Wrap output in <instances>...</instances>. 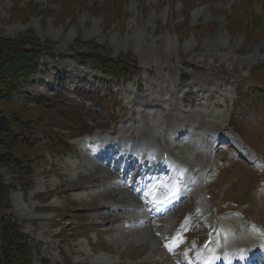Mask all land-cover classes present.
Returning <instances> with one entry per match:
<instances>
[{"label": "rangeland", "instance_id": "1", "mask_svg": "<svg viewBox=\"0 0 264 264\" xmlns=\"http://www.w3.org/2000/svg\"><path fill=\"white\" fill-rule=\"evenodd\" d=\"M76 1L34 0L30 3V0H21L18 9L14 7L16 0H0V34L16 38L19 34L32 31L33 37L46 49L40 62L41 74L13 97L15 110H22L24 119L41 111L43 119L53 126L52 112L47 107H53L54 112L64 109L66 117H73L74 111L69 107L53 106L62 103L63 95H58L49 104L42 105V102L46 98L51 99L65 84L70 87L80 85L87 90L89 84L84 79L92 82L91 76L105 78L100 75L104 72L96 65L93 69L90 65L79 67L78 63L84 60L78 59L77 54L83 55L87 51L83 47H78L77 51L72 49L76 40L81 43L92 41L111 54V58L126 57L130 62L122 61L130 64L129 68L140 69L130 83L117 84L113 92L106 94L109 101L107 112L94 116L96 121L110 123L120 136L131 135V140L152 146L158 144L156 133L160 129L168 126L166 137L169 139L171 133L178 131L174 125L184 123L185 128L197 131L193 137L199 139L195 147L200 153L195 155V159L201 163H204L201 158L203 153L218 149L214 140H217L221 124L225 127L221 132L224 136H232L228 132L231 129L240 137L243 148L248 146L250 152H247V157H258L259 162L253 168L264 165L263 101L255 99L256 95L250 98L248 93L253 92L254 88L245 84L253 68L264 67V28L255 27V18L264 17V0H240L239 4V0H81V5L75 7ZM188 6L193 7L189 14L185 9ZM238 9H245V15L240 12L239 17L232 19L234 11ZM71 11L76 14L71 21H55L58 12L71 15ZM122 11L124 14L119 19ZM112 12L116 17L113 24L124 20L125 27L109 28V24L107 29L110 21L103 22L102 18ZM184 17L188 21L187 28H196L199 37L190 34L187 38H181L173 34L172 30L178 29L183 35L180 28L183 27ZM166 27H170V30ZM254 39L257 40L256 44L252 43ZM47 55H52L53 60ZM57 74L67 76L56 82ZM184 76L187 80L182 86ZM250 81L264 86L259 71H254ZM96 83L93 90L102 91V85ZM137 89L141 90L140 95ZM70 97L75 99L74 96ZM76 97L79 98L77 101L83 98L80 95ZM37 98L41 105L36 108L33 99ZM129 98L137 102V106L130 103ZM79 113L76 118L77 124L81 125L86 115L82 111ZM113 115L120 121L116 120L112 124ZM148 119L159 121L147 127L153 122ZM123 122L131 123L124 125ZM59 127L65 125L58 122L55 128ZM32 133L29 140L38 137L43 147L45 134L40 130H33ZM205 134L212 138L211 141ZM66 138L60 137L62 142ZM171 141L169 143L172 144ZM76 142L79 141L72 144ZM64 147L65 151L59 154L44 151L29 164V170H23L20 165H0L1 181L6 185L16 184L9 194L10 214L21 223L22 231L33 244L34 264H67L66 260L69 264H159L150 262L160 256L158 243L152 239L150 230L135 226L123 229L126 228L124 223L113 220L129 214L123 210L133 206V198L112 189L101 192L102 188L109 185L102 184L104 170L80 153L68 152L67 141ZM163 149L164 146L158 147V150ZM231 152L233 150L224 148L216 152L219 153V164L222 163L221 159L227 161L224 166L215 164L216 171L219 170L217 178L215 175L210 176L216 179L205 191L207 203L221 210L235 208L228 206V200L243 199L251 185V195L258 193L259 181L263 178L251 166L239 160L229 161L233 157ZM234 152V156L240 153L239 150ZM180 156L189 159L188 164H193L190 161L192 152L185 150ZM27 172L31 176L23 184L26 185V189H23L20 187L22 182L18 180ZM95 186H100V191L78 192ZM249 194L250 191L247 196ZM121 195L124 197L122 200ZM242 199L240 202H243ZM71 203L79 211L74 216L82 219L86 225L99 228L97 231L94 229L95 234L87 236L88 241L76 239L78 231L71 232L68 228L74 223L70 218L72 214L66 218V225L70 226L61 240L52 239L60 224H57L55 215L45 209L60 208ZM113 210L115 212L112 215ZM241 210L247 217L253 213L252 218L264 227V196L257 195L251 204ZM108 228L110 233L107 232ZM149 239L154 241L153 245H146ZM99 245H103L105 252H92L90 247Z\"/></svg>", "mask_w": 264, "mask_h": 264}, {"label": "trees", "instance_id": "2", "mask_svg": "<svg viewBox=\"0 0 264 264\" xmlns=\"http://www.w3.org/2000/svg\"><path fill=\"white\" fill-rule=\"evenodd\" d=\"M182 31L186 35L189 33L186 28ZM176 33L180 34L177 30ZM84 46L93 52L101 51L92 43ZM42 51L30 33L22 35L20 39L0 37V164L11 163L13 167L22 164L25 169L29 168L27 160L40 153L32 151L34 148L29 137L33 130H40L45 134V146L51 153L61 147L58 133L47 121L41 117L35 120L24 119L22 111H16V105L12 101L13 94L36 73ZM85 58L95 60L114 77H122L121 72L128 68L122 61L102 60L94 55H86ZM19 126L21 128L18 130ZM28 176V173L24 175V179L27 180ZM6 201L7 191L0 183V264H32L28 239L19 232L15 220L3 214Z\"/></svg>", "mask_w": 264, "mask_h": 264}, {"label": "bare ground", "instance_id": "3", "mask_svg": "<svg viewBox=\"0 0 264 264\" xmlns=\"http://www.w3.org/2000/svg\"><path fill=\"white\" fill-rule=\"evenodd\" d=\"M150 98V97H149ZM152 108V107H151ZM144 115V114H143ZM193 116V115H192ZM135 118V117H134ZM186 118V117H185ZM189 119V118H188ZM193 120V119H192ZM201 120V119H200ZM131 123V122H130ZM189 123V122H188ZM190 123H192V122H190ZM134 126V125H133ZM171 126V125H170ZM193 126V125H192ZM155 127V126H154ZM144 129V128H143ZM169 129V128H168ZM141 130V129H140ZM209 130V129H208ZM221 130V129H220ZM149 133V132H148ZM153 133V132H152ZM140 134V133H139ZM143 134V133H142ZM141 134V135H142ZM145 136V135H144ZM147 136V135H146ZM141 137V136H140ZM143 138V137H142ZM149 139H150V137H149ZM212 139V138H211ZM118 142H119V140H118ZM172 142V141H171ZM141 144V143H140ZM144 145H146V147L147 148H152V150H154L155 152H156V146H152V144H144ZM151 145V146H150ZM212 146H213V144H212ZM200 149V148H199ZM200 158V157H199ZM202 158V157H201ZM102 160H107V159H102ZM156 169H158V171H159V173L160 172H164V169H163V167L161 166V164L160 163H157L155 166H154ZM134 168H136V173H135V177H140V175H142L143 173H144V167L143 166H141V165H139V162H138V160H134L133 162H131L130 164H129V166L127 167V171H130L131 169L133 170ZM103 179V178H102ZM114 220V222H117L118 221V219H113Z\"/></svg>", "mask_w": 264, "mask_h": 264}]
</instances>
